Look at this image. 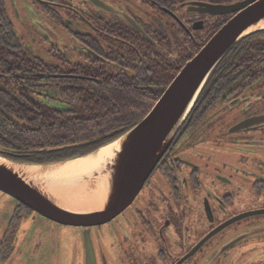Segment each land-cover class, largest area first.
Returning <instances> with one entry per match:
<instances>
[{
    "label": "flooded vegetation",
    "instance_id": "af4514ba",
    "mask_svg": "<svg viewBox=\"0 0 264 264\" xmlns=\"http://www.w3.org/2000/svg\"><path fill=\"white\" fill-rule=\"evenodd\" d=\"M236 1L0 0V19L15 33L4 42L19 50L0 67H24L28 54L60 79L69 67L113 62L135 39L160 48L163 37L185 33L201 43L235 15L207 4ZM243 65L242 78L213 80L134 201L91 228L98 264H264V63ZM43 223L0 194V264H71L61 235L68 226L46 220L52 234ZM76 228L85 263V228Z\"/></svg>",
    "mask_w": 264,
    "mask_h": 264
},
{
    "label": "trees",
    "instance_id": "16d2710c",
    "mask_svg": "<svg viewBox=\"0 0 264 264\" xmlns=\"http://www.w3.org/2000/svg\"><path fill=\"white\" fill-rule=\"evenodd\" d=\"M14 36L0 19V60L17 56L18 47L4 42ZM208 39L195 44L179 33L163 37L160 48L135 39L136 47L116 50L113 62L69 67L64 71L71 76L60 79H48L43 74L58 69L42 68L28 54L24 67H0V155L26 163H55L86 155L118 138L150 112ZM247 61L264 63V30L242 38L229 51L194 110L216 77L245 76ZM30 88L42 94L46 89L53 99L43 100Z\"/></svg>",
    "mask_w": 264,
    "mask_h": 264
},
{
    "label": "water",
    "instance_id": "95a60500",
    "mask_svg": "<svg viewBox=\"0 0 264 264\" xmlns=\"http://www.w3.org/2000/svg\"><path fill=\"white\" fill-rule=\"evenodd\" d=\"M214 14L235 15L224 23L188 60L169 83L150 112L118 138L86 154L48 164L12 161L0 155V191L27 206L46 223L84 227L85 264H98L91 228L102 225L125 210L137 197L182 125L189 118L214 71L244 37L264 30V0H241L230 4H207ZM110 147V153L92 160ZM90 156L91 166L54 177L30 175L29 166L42 170ZM86 192L100 195V209H73L79 201L62 195ZM43 228L55 234V225Z\"/></svg>",
    "mask_w": 264,
    "mask_h": 264
},
{
    "label": "bare ground",
    "instance_id": "6f19581e",
    "mask_svg": "<svg viewBox=\"0 0 264 264\" xmlns=\"http://www.w3.org/2000/svg\"><path fill=\"white\" fill-rule=\"evenodd\" d=\"M257 27H264V23H261ZM110 153V147H106L102 149L96 157L93 159L88 156L84 158H78L71 160L65 164H61L58 166H53L50 167L47 170H42L40 166H29V169H27V172L30 173V175H36L44 173L45 175H52L54 177L65 175V174H70L73 172H77L82 169L88 168V166H91L92 160L99 161L100 158H103L105 155ZM61 198L64 199H69V200H78L79 204H74L75 206L70 204V207L73 209H90V208H98L100 209V203H99V198L100 195L98 194H91L86 193V192H79L78 194H70V195H62Z\"/></svg>",
    "mask_w": 264,
    "mask_h": 264
},
{
    "label": "rangeland",
    "instance_id": "374dc122",
    "mask_svg": "<svg viewBox=\"0 0 264 264\" xmlns=\"http://www.w3.org/2000/svg\"><path fill=\"white\" fill-rule=\"evenodd\" d=\"M0 194L4 193L0 191ZM61 235L64 237L63 249L65 261L73 260L71 264H85L84 250L82 249L81 241L78 238V228L68 226L67 229L61 230ZM21 236L22 231H18L16 235L18 241L21 239ZM253 264H258V260H254Z\"/></svg>",
    "mask_w": 264,
    "mask_h": 264
}]
</instances>
